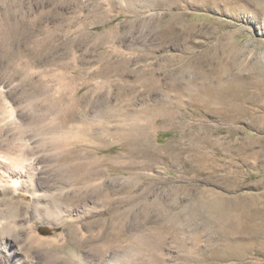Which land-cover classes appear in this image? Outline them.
Wrapping results in <instances>:
<instances>
[{"label":"rangeland","instance_id":"1","mask_svg":"<svg viewBox=\"0 0 264 264\" xmlns=\"http://www.w3.org/2000/svg\"><path fill=\"white\" fill-rule=\"evenodd\" d=\"M0 155V264H264V0H0Z\"/></svg>","mask_w":264,"mask_h":264},{"label":"bare ground","instance_id":"2","mask_svg":"<svg viewBox=\"0 0 264 264\" xmlns=\"http://www.w3.org/2000/svg\"><path fill=\"white\" fill-rule=\"evenodd\" d=\"M9 31V30H8ZM20 32V31H19ZM123 63H125L124 64V67L125 66H127L128 65V61H125V62H123ZM121 64V63H120ZM113 63H111V62H108V67H110V68H112L113 67ZM118 66H120V65H118ZM121 66H123V64H121ZM120 66V67H121ZM116 68V67H115ZM121 70V69H120ZM125 71V70H124ZM122 72V71H121ZM176 86H178V83H177V85ZM104 103H106V104H108V106L110 105V110L109 109H102V110H100V112L101 113H103L104 111H106V113H108V112H110L111 111V113H112V107H111V104H110V100H104ZM75 112H69V113H64V114H61V115H59L58 116V118L56 119V121H55V124H56V131H57V133H59L60 134V136H62L63 138H62V141L63 142H65V143H69V142H74V141H76V142H79L80 141V138H81V135H82V133H84L83 131V126H84V124H86V123H81V125L83 124V126L81 127V125H79L78 123H76V121H78V117H76V115L74 114ZM80 118V117H79ZM96 118V117H95ZM95 118H93V121H90L91 122V124L92 125H95L97 122V118L95 119ZM82 120H83V122H86V120H84V118L82 117ZM82 120H81V122H82ZM90 120H92V118L90 119ZM54 121V120H53ZM79 122V121H78ZM96 122V123H95ZM80 123V122H79ZM99 123H100V121H99ZM97 125V128L98 129H101V130H103V131H105V133H106V131H111V128L107 125V123H100V124H96ZM87 127V129L89 128L91 131H92V129L93 128H90L88 125H86ZM121 126H123V125H121ZM143 126V125H142ZM125 127V126H124ZM145 127V126H144ZM122 128V127H121ZM142 128V127H141ZM85 129V128H84ZM142 129H144V128H142ZM90 130L88 131V130H86V131H88L87 133H89L90 132ZM123 130V129H122ZM141 130V129H140ZM124 133L126 132V131H123ZM143 132V131H142ZM112 133V132H111ZM85 134V133H84ZM102 134V133H101ZM109 134V133H108ZM124 135H128V134H124ZM143 135V134H142ZM68 136H76V137H68ZM99 140H102V141H105L104 140V138L102 137V135H100L99 134ZM125 137V136H124ZM107 140V139H106ZM76 142H74V143H76ZM65 145V144H64ZM79 146V145H78ZM79 153V152H78ZM74 154H76V153H74ZM80 155V154H79ZM79 155H78V157H79ZM12 157V156H11ZM13 160V158L11 159V161L9 160V157L7 158V157H4V156H2V155H0V188H5V186H15V185H20L21 187H30L29 185H28V180H29V177H31V176H33V175H35V176H40V171H39V167L38 166H34V164L33 163H28L27 165H25V163H24V165H21V164H19V163H16V162H14V161H12ZM74 160V159H73ZM78 160V159H77ZM114 161V160H113ZM72 162V161H71ZM80 161H78V163H79ZM73 163H75V162H73ZM77 163V162H76ZM102 162L100 161V159H98V160H95L94 162H92V166H93V168H91V173L92 174H95V172H96V166L97 165H99V164H101ZM77 165V164H76ZM76 165H73V166H76ZM83 166V165H82ZM86 166V165H85ZM72 167V166H71ZM87 167V166H86ZM73 169V168H72ZM89 169V168H88ZM80 170H82V167L81 166H79V167H76L75 168V174H74V177L78 180V179H80V180H82V179H84V178H88V177H91V176H88L87 175V173L86 172H83V170L82 171H80ZM90 173V174H91ZM97 173V172H96ZM98 173H100V172H98ZM89 174V175H90ZM88 177H87V176ZM86 176V177H85ZM95 176V175H94ZM93 177V176H92ZM32 179V178H31ZM91 179V178H90ZM19 183V184H18ZM23 187V188H24ZM35 196H37V194H34ZM229 204H225V206L224 207H226V208H229ZM217 207H219V204L218 203H216V204H214L213 205V208H217ZM28 210H27V212L29 211V206H28V208H27ZM26 212V211H25ZM26 212V213H27ZM39 213V212H38ZM37 213V214H38ZM28 215V214H27ZM38 215H40V214H38ZM40 222V221H39ZM42 222V221H41ZM74 238V237H73ZM89 242V243H91V242H94V243H96L97 241H98V238L97 239H95V237H87V238H85L84 240L81 238V239H77V242L79 243V244H81L82 242ZM83 242V243H84ZM92 247H93V250L94 251H96V250H98V243H96V244H94V245H92ZM109 250V249H108ZM96 252H98V251H96ZM57 255V254H56Z\"/></svg>","mask_w":264,"mask_h":264},{"label":"clouds","instance_id":"3","mask_svg":"<svg viewBox=\"0 0 264 264\" xmlns=\"http://www.w3.org/2000/svg\"><path fill=\"white\" fill-rule=\"evenodd\" d=\"M15 211V215L10 216L9 220H16L19 217V208L15 205L12 206ZM2 223V222H0ZM0 236H8L7 232H0ZM39 258V264H57L62 257H57L53 259L52 250H45L40 248L33 249V255L31 257H27V259L31 262V264H37V260Z\"/></svg>","mask_w":264,"mask_h":264},{"label":"crops","instance_id":"4","mask_svg":"<svg viewBox=\"0 0 264 264\" xmlns=\"http://www.w3.org/2000/svg\"><path fill=\"white\" fill-rule=\"evenodd\" d=\"M118 100H125L123 97H119Z\"/></svg>","mask_w":264,"mask_h":264}]
</instances>
